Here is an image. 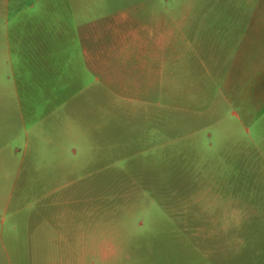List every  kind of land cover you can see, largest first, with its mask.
Instances as JSON below:
<instances>
[{
	"label": "rangeland",
	"instance_id": "1",
	"mask_svg": "<svg viewBox=\"0 0 264 264\" xmlns=\"http://www.w3.org/2000/svg\"><path fill=\"white\" fill-rule=\"evenodd\" d=\"M85 1L0 13V264H195L216 189L264 176L224 157L264 150V0ZM12 212L60 216L54 253Z\"/></svg>",
	"mask_w": 264,
	"mask_h": 264
},
{
	"label": "crops",
	"instance_id": "2",
	"mask_svg": "<svg viewBox=\"0 0 264 264\" xmlns=\"http://www.w3.org/2000/svg\"><path fill=\"white\" fill-rule=\"evenodd\" d=\"M88 3L85 0H0V13L4 12L6 15H10L9 21L15 24H22L16 27L19 30H37L39 27L29 26L25 22L24 14H60L63 9L70 8V11L75 12L77 15H84L88 12V8L91 9ZM86 23H78L77 28L80 30L87 29ZM82 46L76 62L79 58L82 59L81 61L85 67L95 73V79L98 80L100 78L99 74L103 73L102 66L101 71H99V68H95L92 50L88 48L87 44L83 43ZM101 53L102 58L107 62L108 58L104 57L105 54L103 52ZM21 78L24 79L23 74ZM17 92L20 95L22 94V91ZM24 124L27 125V123ZM3 126L5 128L8 124H3ZM3 126L0 128V133ZM7 128L5 129L6 132H8ZM25 132V135L28 136L27 128ZM250 139L251 141H264V135H252ZM224 157L226 159H241V161H238L237 165H230V167L217 166L216 162L214 165L216 170L217 168L227 167L229 171L242 169L244 172H259L261 175H264V150L228 152ZM219 164H222V161ZM260 180V182L252 183H235L234 185H228V187L220 185L218 188L222 189L223 192H219V189H216L217 198L213 209L208 208L203 210L204 214H206L204 215L205 218L212 217L213 229L211 231V229L209 230L207 227H204L198 230L197 244L195 247L192 246L190 248L196 251L198 256L195 264H264V176ZM1 201L0 203H2ZM38 201L41 202L40 199ZM11 208L12 197L8 200L5 199L4 204H0V223L2 222L3 224L7 221V212L12 210ZM15 216L12 212L11 219L15 218L11 223L13 231L18 234L26 230L27 232H35L47 243L49 252L55 251L58 244L55 239L60 237V227L57 224L61 221L60 216L53 213H40L32 217L35 221H30V223L29 218L24 222L23 217H19V214ZM209 218L205 220H210ZM37 264L62 263L55 261L52 254L48 258V261L38 262Z\"/></svg>",
	"mask_w": 264,
	"mask_h": 264
}]
</instances>
